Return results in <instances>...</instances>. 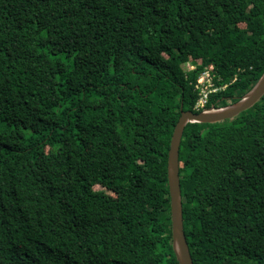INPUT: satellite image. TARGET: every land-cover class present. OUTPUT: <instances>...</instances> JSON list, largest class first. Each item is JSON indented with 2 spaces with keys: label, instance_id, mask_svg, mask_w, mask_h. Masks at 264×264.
Returning <instances> with one entry per match:
<instances>
[{
  "label": "trees",
  "instance_id": "trees-1",
  "mask_svg": "<svg viewBox=\"0 0 264 264\" xmlns=\"http://www.w3.org/2000/svg\"><path fill=\"white\" fill-rule=\"evenodd\" d=\"M210 68L206 109L254 87L264 0H0V264H179L167 156ZM179 178L193 264H264V95L188 123Z\"/></svg>",
  "mask_w": 264,
  "mask_h": 264
},
{
  "label": "water",
  "instance_id": "water-1",
  "mask_svg": "<svg viewBox=\"0 0 264 264\" xmlns=\"http://www.w3.org/2000/svg\"><path fill=\"white\" fill-rule=\"evenodd\" d=\"M263 95L264 73L254 87L240 100L233 104H228L216 109H205L198 112L182 110L181 107L180 117L173 129L167 156V180L170 198L172 246L179 264H193L183 229L182 199L179 178V147L184 128L188 123H216L236 117L238 114L257 103Z\"/></svg>",
  "mask_w": 264,
  "mask_h": 264
},
{
  "label": "built area",
  "instance_id": "built-area-1",
  "mask_svg": "<svg viewBox=\"0 0 264 264\" xmlns=\"http://www.w3.org/2000/svg\"><path fill=\"white\" fill-rule=\"evenodd\" d=\"M192 68V67H191ZM214 74L211 73V68L203 71L199 76L196 84V88L199 90L200 99L196 104V108L205 110L207 101V93L210 91H217L219 88L214 86L213 82ZM221 89H224L221 87Z\"/></svg>",
  "mask_w": 264,
  "mask_h": 264
},
{
  "label": "bare ground",
  "instance_id": "bare-ground-1",
  "mask_svg": "<svg viewBox=\"0 0 264 264\" xmlns=\"http://www.w3.org/2000/svg\"><path fill=\"white\" fill-rule=\"evenodd\" d=\"M198 80V79H197ZM225 86H223V88H224ZM195 88H196V86H195ZM197 89V88H196ZM198 90V89H197ZM199 91V90H198ZM212 92H215V91H210V92H208L207 93V100H208V95L210 94V93H212ZM199 99H200V94H199V97H198V101H199ZM197 101V102H198ZM207 102V101H206ZM222 107H224V106H222ZM219 108H221V107H219ZM195 109L197 110V112L198 111H201L200 109H197L196 107H195ZM216 109V108H215ZM219 111V110H218ZM218 111H215V112H218Z\"/></svg>",
  "mask_w": 264,
  "mask_h": 264
},
{
  "label": "rangeland",
  "instance_id": "rangeland-1",
  "mask_svg": "<svg viewBox=\"0 0 264 264\" xmlns=\"http://www.w3.org/2000/svg\"><path fill=\"white\" fill-rule=\"evenodd\" d=\"M185 68L188 70V69H191V66L185 65Z\"/></svg>",
  "mask_w": 264,
  "mask_h": 264
}]
</instances>
